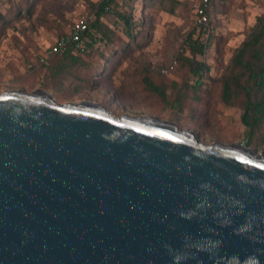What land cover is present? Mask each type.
<instances>
[{
	"label": "water",
	"instance_id": "1",
	"mask_svg": "<svg viewBox=\"0 0 264 264\" xmlns=\"http://www.w3.org/2000/svg\"><path fill=\"white\" fill-rule=\"evenodd\" d=\"M0 264H264V153L0 92Z\"/></svg>",
	"mask_w": 264,
	"mask_h": 264
},
{
	"label": "rangeland",
	"instance_id": "2",
	"mask_svg": "<svg viewBox=\"0 0 264 264\" xmlns=\"http://www.w3.org/2000/svg\"><path fill=\"white\" fill-rule=\"evenodd\" d=\"M23 1L0 0V12L7 19L19 6L18 16L0 30V92L44 89L59 103L92 102L115 116H151L173 121L207 145L247 144L245 128L240 123L241 110L226 109L221 104L218 80L255 28L258 17L264 15V0H215L213 9L209 6L207 25L198 24L203 0H158L154 6L149 4L155 0H149V4L145 0H111L110 13L101 20L110 27H114V22L122 27L118 14H131L133 20L141 23L135 45L126 56L122 55L109 77L96 79L93 89L83 88L78 94L60 91L54 83L46 87L43 78L46 71L39 60L61 35L67 36L74 22L83 18L94 20L97 16L94 5L102 0H33L27 15H23ZM211 32L212 44L207 53V62L212 67L210 79H206L202 90L193 92L184 86L190 79L189 73L178 66L177 53L189 34L207 39ZM120 35L129 42L126 34ZM101 50L104 52L103 47ZM105 53L110 54L108 50ZM102 61L96 55L95 68L101 69ZM30 64L36 65L35 71H30ZM103 71L109 73L107 67ZM149 74L167 90L168 103H163L145 86L144 77ZM178 92L187 94L181 113L176 111ZM194 96L202 100L197 101ZM193 112L199 116L200 126L192 121ZM203 123L205 128H201ZM250 147L264 153V144Z\"/></svg>",
	"mask_w": 264,
	"mask_h": 264
},
{
	"label": "trees",
	"instance_id": "3",
	"mask_svg": "<svg viewBox=\"0 0 264 264\" xmlns=\"http://www.w3.org/2000/svg\"><path fill=\"white\" fill-rule=\"evenodd\" d=\"M146 1L149 4L150 1ZM157 1L151 2L149 6L156 5ZM32 2L33 0L23 1V15L30 13ZM111 4V0H102L99 5H94L97 16L94 20H90L87 31L82 35L80 46L71 43L63 52L50 57L43 55L40 58L39 65L46 71L43 76L46 80V87L54 83L58 90H71L74 94H78L83 88L93 89L94 81L109 77L114 66L119 65L122 55L126 56L130 47L135 45L134 41L141 23L133 20L131 14H118L123 24L122 27H119L116 22H114V27H110L101 20L103 15L110 13ZM213 4L215 0H210L209 6L211 5L212 9ZM18 8L12 12L10 19L0 12V30L8 27L11 20L18 16ZM210 8L207 10L208 15ZM119 31L127 35L129 42L122 40ZM63 36L65 35L60 37ZM212 38V32L207 39L201 36L195 37L191 33L177 53L178 66L189 73L190 79L184 83V86L193 92L202 90L206 79H210L209 73L212 67L207 62V53L211 47ZM102 47L104 52L101 50ZM105 50H108L110 54H106ZM98 54L103 59L101 69L95 68L94 57ZM45 58L46 63L42 62ZM29 66H31L29 67L31 72L36 70V65L30 64ZM105 67L109 71L107 75L103 73ZM149 75L144 77L145 86L163 103H168L165 87L157 84ZM218 83L221 104L226 109L241 110L240 123L245 128L247 143L249 145L264 144V16L258 18L253 31L236 50ZM178 95L176 111L181 113L186 106L187 94L178 92ZM194 98L197 101L202 100L197 96ZM192 119L197 126H200L199 116L195 112L192 113ZM201 125V128H205L206 123Z\"/></svg>",
	"mask_w": 264,
	"mask_h": 264
},
{
	"label": "built area",
	"instance_id": "4",
	"mask_svg": "<svg viewBox=\"0 0 264 264\" xmlns=\"http://www.w3.org/2000/svg\"><path fill=\"white\" fill-rule=\"evenodd\" d=\"M210 0H203V3L200 6L198 12V24L207 25V10L209 8ZM90 19L83 18L71 25L69 33L67 36H63L59 38L47 51L46 56L50 57L54 54L65 51L71 43L76 44V46H80L82 42V35L88 29V24ZM42 62L46 63V58L42 60ZM31 67V66H29Z\"/></svg>",
	"mask_w": 264,
	"mask_h": 264
},
{
	"label": "crops",
	"instance_id": "5",
	"mask_svg": "<svg viewBox=\"0 0 264 264\" xmlns=\"http://www.w3.org/2000/svg\"><path fill=\"white\" fill-rule=\"evenodd\" d=\"M262 16H264V15H262ZM261 17V16H260ZM259 18V17H258ZM258 22V21H257ZM256 26V25H255Z\"/></svg>",
	"mask_w": 264,
	"mask_h": 264
}]
</instances>
